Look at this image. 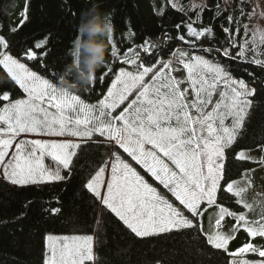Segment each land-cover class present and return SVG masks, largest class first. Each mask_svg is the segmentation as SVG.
<instances>
[{
    "label": "snow or ice",
    "instance_id": "obj_1",
    "mask_svg": "<svg viewBox=\"0 0 264 264\" xmlns=\"http://www.w3.org/2000/svg\"><path fill=\"white\" fill-rule=\"evenodd\" d=\"M244 4L240 0V7L225 17L228 26H222V39L227 46L223 48L200 43L216 38L214 21L223 17L219 5L193 3L187 11L179 7L195 18L175 25V39L181 46L168 59L151 65L141 59V52L152 53L147 40L139 51L129 48L121 55L110 36L111 55L121 67L114 70L105 65L101 85L109 75L112 79L95 103L78 94L59 93L54 81L64 59L50 68V34L17 55L0 35V69L23 93L16 99L8 91L0 93V102H7L0 107V180L20 188L65 182L74 175L81 153L97 155L82 183L96 210L93 232L47 235L43 264H98L94 247L105 219L142 240L194 233L226 254L227 264H264V244L253 242L264 239V215H248L264 200L247 198L255 187L249 173L264 167V155L254 158L250 153H264V143L235 147L257 89L234 77L219 60L223 56L264 69V27L253 25L248 39L249 24L243 23L245 18L264 20V8ZM206 10L214 14L204 25ZM28 11L26 0L19 24L10 32L29 21ZM157 15H163V10H157ZM241 26L245 39L237 43ZM232 49H237L235 54ZM248 75L255 79L253 73ZM46 158L55 167L47 165ZM229 160L248 166L232 176ZM257 195L264 197V193ZM50 211L56 214L60 209ZM241 231L248 240L232 250L230 244Z\"/></svg>",
    "mask_w": 264,
    "mask_h": 264
},
{
    "label": "trees",
    "instance_id": "obj_2",
    "mask_svg": "<svg viewBox=\"0 0 264 264\" xmlns=\"http://www.w3.org/2000/svg\"><path fill=\"white\" fill-rule=\"evenodd\" d=\"M9 1L0 0V35L8 41L11 53L17 55L50 34V68L59 58L64 59L63 67L57 72L54 81L58 84L66 66L72 61V46L77 37L81 13L90 7L91 0H27L30 19L15 33L9 29L19 24L23 9L14 8ZM231 1V8L220 11L223 17L214 21L216 38L202 39L200 43L204 46H227L222 39V26H228L225 17L240 7L237 0ZM182 2L183 0L181 4ZM99 3L101 14L113 25L112 44L117 46L121 55L129 48L139 51L142 46H147L144 44L146 40L149 42L152 46L151 55L141 52V59L146 65H151L160 58L168 59L170 52L181 46L175 39L178 34L175 25L187 22L189 17L195 18L192 12L185 15L179 9H174L167 0H99ZM222 4L223 0H206V5L210 8H215L216 5L220 8ZM157 10H163V15H157ZM213 14L207 10L203 13L204 25L209 23V17ZM232 27L235 28V25ZM242 32L241 26L239 36ZM169 35L173 37L172 40L166 39ZM112 44H108L105 63L97 70L94 85L77 93L90 103H95L100 92L106 91L112 79L109 75L101 85L99 76L106 71L105 65L113 66L114 70L121 67L119 61L111 55ZM236 50L232 49L233 54ZM219 60L229 67L234 77L243 78L257 89L243 135L235 146L237 150L255 148L264 143V69L249 62L225 59L223 56H219ZM25 62L34 70L42 72L36 64ZM249 72L254 74L255 79L248 75ZM4 91L11 93V99L23 96L18 86L0 69V93ZM4 103L7 102H0V107ZM250 155L259 158L264 153L252 151ZM96 158L95 152L81 153L74 175L65 182L49 183L43 187L13 188L0 180V264H43L47 235L92 234L96 210L89 195L83 190L82 183L87 172L91 171L90 162ZM81 165H84L83 169ZM228 166L230 174L236 176L242 167L248 165L229 160ZM249 175L253 177L255 185L250 191L256 195L264 193V167L255 169ZM55 208L60 211L53 214L50 209ZM209 214L204 218L206 229L209 226ZM248 215L250 218H259L256 213L248 212ZM227 223L231 224V220ZM247 240L246 233L241 231L238 238L231 242L230 248L235 250ZM253 242L262 245L264 239L257 237ZM95 253L98 264H227L228 260L226 254L212 249L202 239L195 238L194 233H173L142 240L121 231L106 219L97 233ZM249 258L258 259L251 256Z\"/></svg>",
    "mask_w": 264,
    "mask_h": 264
},
{
    "label": "clouds",
    "instance_id": "obj_3",
    "mask_svg": "<svg viewBox=\"0 0 264 264\" xmlns=\"http://www.w3.org/2000/svg\"><path fill=\"white\" fill-rule=\"evenodd\" d=\"M113 25L101 14L99 0H91V5L82 11L77 26V37L73 41L72 61L59 78V93L77 94L95 83L97 70L105 63L108 41ZM248 200H264L249 191ZM255 213L264 215V204L255 208Z\"/></svg>",
    "mask_w": 264,
    "mask_h": 264
},
{
    "label": "rangeland",
    "instance_id": "obj_4",
    "mask_svg": "<svg viewBox=\"0 0 264 264\" xmlns=\"http://www.w3.org/2000/svg\"><path fill=\"white\" fill-rule=\"evenodd\" d=\"M169 2V4L173 7V4L177 5L176 8L174 9H179V7H183L186 10H188V8L193 4H198L200 6H204L205 5V0H183L182 4L181 1L182 0H167ZM9 3L16 9H24L25 6V0H10ZM237 3L240 4V0H237ZM254 4H259L261 8H264V0H245V4L244 6L246 8L251 7ZM232 6V1L231 0H223V4L222 6L219 8L220 11H224L225 9H230ZM199 10V9H197ZM249 24V35H248V39H251V29L253 25H257L259 24L260 26L264 27V20L259 19V17L252 19L251 21H249L247 18H245V22ZM245 39V35H244V31L241 33V35L239 36L237 43H241L243 40ZM257 39H259L257 37ZM109 44V41H108ZM263 58V57H262ZM249 59H251V55L249 54ZM45 163L47 165H50L52 167H55V164L51 161L50 158H46L45 159ZM142 171V170H141ZM4 181V180H3ZM5 183H7L8 185H11L9 182L4 181ZM13 186V185H11ZM17 187V186H14ZM83 235V234H81Z\"/></svg>",
    "mask_w": 264,
    "mask_h": 264
}]
</instances>
